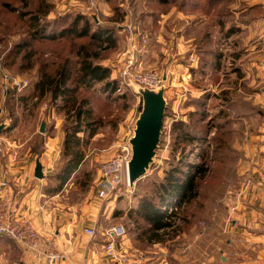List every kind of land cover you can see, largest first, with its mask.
Segmentation results:
<instances>
[{
	"label": "rangeland",
	"instance_id": "1",
	"mask_svg": "<svg viewBox=\"0 0 264 264\" xmlns=\"http://www.w3.org/2000/svg\"><path fill=\"white\" fill-rule=\"evenodd\" d=\"M28 1L29 4L25 8L21 0H0V125L6 126L0 134L1 163H7L10 156V163L26 167L29 172L35 168V163L39 160L45 170L44 178L39 182L42 183L40 192L43 194L39 202L43 214H50V218L54 220V228H57L56 219L61 214L75 215L76 219L81 217L83 219L81 209L84 205L95 206L94 208L99 211V218L105 209L114 207L119 216L111 225L124 227L127 238L133 237L132 232L136 227L125 213L129 208H135L142 197L156 201L155 188L163 181L164 173L172 165L175 166L180 158L201 165L207 172L198 180L199 195L191 203L176 209L177 215L173 220L175 219L177 230L170 233L173 238L168 240L167 237L163 245L170 251L178 250L182 256L187 257L192 238H196L194 240L198 244L207 240L212 254L226 224V218L222 221L219 216L223 209L227 208L223 201L217 202V198L221 189L219 187L227 178L229 167L232 165L233 142L219 139L221 129L226 128V124L221 122L219 117L222 111L227 109L223 103L227 98H223L222 92H218L217 89H214L215 92L205 90L203 85L206 81L202 80L200 70H194L195 73L189 77L191 69L189 65L192 58H195L189 57L192 49L189 38L197 39L200 30L189 37V19L183 22L176 20L175 12L179 11L172 7L175 12L166 20L169 31L157 33L158 22L154 27L156 22L154 24L152 20L138 15L139 11L142 14L145 10L143 5L146 0H96L94 7H88L84 0ZM46 8H49V11L39 17L38 25L60 17L83 15L99 27H114L117 35L116 47L113 50L101 51L98 60L101 65L110 68L109 81H117V90L113 94H104L100 90L78 94L77 99H88L93 119L97 120L101 127L92 139L83 143L84 161L61 189L57 188L55 175L65 162L64 129L72 115L58 110L55 104L50 102L49 95L41 96L35 85L42 71H53L65 57L76 61L75 51L80 42L51 43L45 40L28 42L26 39L29 32L36 29L30 26L31 15L37 9L44 11ZM118 17H123L119 24L115 23ZM227 21L232 22L233 17ZM164 34L166 36L163 37ZM212 35L216 41L218 34L215 29ZM26 41L29 46L18 54L16 46ZM195 50L198 54L203 53V49L196 47ZM27 52L33 54L32 67L29 70L19 69L21 58ZM128 57H132L134 61L132 72L153 70L159 77H165L162 87L166 109L161 137L146 176L132 188L123 183L110 199L100 201L96 198L100 165L121 155L130 147L129 141L134 135L135 123L142 110L139 88L121 74ZM200 61L201 59L199 63ZM5 72L13 78L25 80L28 83L27 87L4 93L1 84ZM191 83L198 90L192 92L189 88ZM101 85L102 83H99L95 89ZM219 96H222L221 100ZM61 102L58 100L57 103ZM197 104L204 108L197 107ZM204 111L208 117L203 124L197 123L200 113ZM42 122H45L44 133L39 132ZM175 122L185 123L188 127L189 124L204 127L207 130L206 141L203 144L194 141L178 144L176 131L172 129ZM220 142L224 143L225 149H216V144ZM228 180L230 183L231 175ZM105 228L100 231L103 232ZM137 246L142 247L139 244ZM122 247H125L124 244Z\"/></svg>",
	"mask_w": 264,
	"mask_h": 264
},
{
	"label": "crops",
	"instance_id": "2",
	"mask_svg": "<svg viewBox=\"0 0 264 264\" xmlns=\"http://www.w3.org/2000/svg\"><path fill=\"white\" fill-rule=\"evenodd\" d=\"M173 12L171 8L161 15L157 33L169 31L166 20ZM221 14L217 23L211 24L208 15L175 12L179 22L189 19V37L200 30L197 39L189 38L192 48L189 57L195 56L189 65V77L194 70H200L202 80L206 81L205 90L217 89L227 98L223 102L227 109L222 112L232 123L233 161L217 198L227 208L219 216L222 221L226 218L223 233L212 254L207 240L198 244L192 238L187 257L161 244L139 247L128 237L121 248L127 257L125 264H158L163 258L167 264H264V0H230L223 5ZM231 17L233 21H227ZM206 28L210 41L206 50L214 52L198 54L195 49H201L200 33ZM214 29L218 34L216 41L212 35ZM190 86L192 92L198 90L193 83ZM10 161V156L9 163L0 161V225L24 216L53 244L59 260L51 263L15 241L0 237V264H122L106 257L100 231L114 226L111 225L116 221L114 207L105 209L99 218L95 206L84 205L83 219L61 214L54 228L50 214L42 212L39 202L43 196L42 183L34 182V169L28 172L26 167ZM230 175L232 180L228 183ZM90 227L95 228L94 238L84 233V228Z\"/></svg>",
	"mask_w": 264,
	"mask_h": 264
},
{
	"label": "trees",
	"instance_id": "3",
	"mask_svg": "<svg viewBox=\"0 0 264 264\" xmlns=\"http://www.w3.org/2000/svg\"><path fill=\"white\" fill-rule=\"evenodd\" d=\"M230 0H146L144 3L145 10L139 11L141 18H147L152 22L160 20L161 15L166 14L170 8L174 7L179 12L201 13L209 16L210 23H217V19L221 17L223 5H227ZM26 8L29 4L28 0H21ZM139 9V8H138ZM137 10V9H136ZM49 8L44 11L35 10L30 17V26L36 27L34 31L29 32L26 40L28 42L35 40H45L51 43L60 41L80 42L75 51L76 61L65 57L55 69L51 72L42 71L38 82L35 85L36 91L41 96L49 95L50 102L57 107L58 110L71 114L70 121L64 129L63 140V156L65 162L60 171L55 175L57 188L61 189L68 183L70 178L78 171L84 161L82 152L83 143L92 139L101 127L97 120L93 119L92 110L89 108L88 99H77L81 92H91L100 90L104 94H113L117 90V81H109L111 70L109 67L101 65L100 52L103 50H113L117 44V35L114 27H99L83 15H73L68 17L56 18L52 21H45L38 25L39 17L46 15ZM138 11V10H137ZM143 19V20H144ZM123 17L116 18L115 23L119 24ZM143 21V27H145ZM153 24V25H154ZM39 26V27H38ZM200 48L206 54L214 52V50H206L209 45L207 28L201 31ZM29 46L24 42L17 45V53ZM32 52L25 53L21 58L19 69L29 70L32 67ZM26 62V63H25ZM211 66L213 63L211 62ZM101 87L95 89L96 85ZM61 100V104H58ZM194 104V103H193ZM192 104V106H194ZM202 104V103H201ZM196 106V104H195ZM197 107L203 106L197 104ZM205 111L200 113L197 123L203 124ZM226 128L221 129L222 133L219 139L224 142L231 141L233 134L232 123L230 119L221 113L219 117ZM176 131L177 143L194 141L203 144L206 141L207 130L202 127H189L182 122L173 124ZM83 135V137H80ZM225 145L223 142L216 144V149L222 150ZM184 155V154H182ZM185 156V155H184ZM201 156V154L199 155ZM207 172L206 168L201 165L192 164L180 158L176 165H172L169 170L164 173L163 181L157 184L155 188L156 201L142 197L135 208H129L125 213L129 219L133 220L136 227L132 232L130 240L139 245H163L166 238H173L170 233L177 230L175 226L174 216L177 215L178 207L191 203L199 195L198 181ZM57 189V190H58ZM119 216L117 209H114L113 217ZM179 219V218H178ZM1 238L10 239L5 234L0 235Z\"/></svg>",
	"mask_w": 264,
	"mask_h": 264
},
{
	"label": "built area",
	"instance_id": "4",
	"mask_svg": "<svg viewBox=\"0 0 264 264\" xmlns=\"http://www.w3.org/2000/svg\"><path fill=\"white\" fill-rule=\"evenodd\" d=\"M88 7H94L96 0H84ZM134 61L128 57L125 67L121 70L123 77H128L138 88L156 90L163 86L165 77L161 78L153 71L132 72ZM1 87L3 92L8 90H22L28 83L18 77H11L6 72L3 75ZM131 159L130 147L121 155L103 162L99 168V181L96 187V198L100 201H106L125 183L128 186V164ZM4 184H2L3 186ZM129 187V186H128ZM176 210V209H175ZM84 233L89 238L96 236L95 228H84ZM5 234L15 241L21 248L36 255L37 257H46L49 262L54 263L59 260V256L53 249V244L46 241L37 229L33 227L24 216L19 220H13L8 225H0V235ZM104 247L106 257L117 262L125 264L127 257L121 253L120 248L126 239V231L120 225L110 226L103 230ZM158 264H167L166 259H162Z\"/></svg>",
	"mask_w": 264,
	"mask_h": 264
},
{
	"label": "water",
	"instance_id": "5",
	"mask_svg": "<svg viewBox=\"0 0 264 264\" xmlns=\"http://www.w3.org/2000/svg\"><path fill=\"white\" fill-rule=\"evenodd\" d=\"M138 94L142 98V110L135 123L134 135L129 141L131 159L128 164L127 180L130 188L146 176L153 162L160 142L166 109L163 87L156 90L139 88ZM5 129L4 124L0 125V134ZM44 129L45 122H42L39 132L44 133ZM33 176L36 180L44 178L43 166L39 160L35 163Z\"/></svg>",
	"mask_w": 264,
	"mask_h": 264
}]
</instances>
